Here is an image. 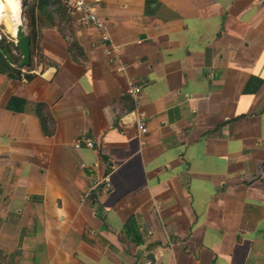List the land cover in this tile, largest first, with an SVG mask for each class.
<instances>
[{"label":"crops","instance_id":"obj_1","mask_svg":"<svg viewBox=\"0 0 264 264\" xmlns=\"http://www.w3.org/2000/svg\"><path fill=\"white\" fill-rule=\"evenodd\" d=\"M86 1L0 73V264H264V0Z\"/></svg>","mask_w":264,"mask_h":264},{"label":"trees","instance_id":"obj_2","mask_svg":"<svg viewBox=\"0 0 264 264\" xmlns=\"http://www.w3.org/2000/svg\"><path fill=\"white\" fill-rule=\"evenodd\" d=\"M24 2V16L27 19L28 37L30 40L31 60L28 67H20V55L18 49L15 47L12 40L7 39L8 35H2L0 38V73L6 76L21 80H29L34 73L31 72L43 60L40 54L39 47V33L42 26H60L58 19L61 21H68V12L64 6L63 0H23ZM51 9L48 8L52 5ZM38 14H37V13ZM37 14V16H36ZM57 16V17H56ZM44 19L43 23L41 19ZM42 22V23H40ZM62 30V29H59ZM61 32V31H60ZM62 37L66 40V45L71 57L75 60V56L80 54V48L74 38L67 40L65 34L61 32ZM19 101L21 106L24 104L23 99L12 98L8 104V108L12 107L11 103ZM35 114L38 118L40 128L45 135H51L54 131V124L47 106L44 103H37L35 105ZM126 233H129V228H135L134 219H130L126 225ZM141 243L139 239L135 240Z\"/></svg>","mask_w":264,"mask_h":264},{"label":"built area","instance_id":"obj_3","mask_svg":"<svg viewBox=\"0 0 264 264\" xmlns=\"http://www.w3.org/2000/svg\"><path fill=\"white\" fill-rule=\"evenodd\" d=\"M64 6L68 13L79 12L80 19L87 23L89 26L96 28L100 32V36L103 40H109L106 28L97 17L94 11V4L86 0H63ZM1 38V35H0ZM118 51L117 47H111L107 50V54L111 55L112 52ZM127 93H129L135 102L136 107L140 105V90L137 85H131L127 88ZM137 129L140 132L145 131V124L143 120H139L137 123ZM85 146L87 148L93 149L94 142L86 136H81L74 142V147L79 148L80 146ZM96 166V164H94ZM96 185H100V190L107 192L111 188V184L107 178H102Z\"/></svg>","mask_w":264,"mask_h":264},{"label":"water","instance_id":"obj_4","mask_svg":"<svg viewBox=\"0 0 264 264\" xmlns=\"http://www.w3.org/2000/svg\"><path fill=\"white\" fill-rule=\"evenodd\" d=\"M19 6L20 15L22 18L21 24L17 26V31L15 36H12V41L14 42L15 47L18 49L20 54L19 66L20 67H28L30 65L31 60V52H30V40L27 33L24 30V2L22 0ZM149 260H153L151 254L147 256Z\"/></svg>","mask_w":264,"mask_h":264},{"label":"bare ground","instance_id":"obj_5","mask_svg":"<svg viewBox=\"0 0 264 264\" xmlns=\"http://www.w3.org/2000/svg\"><path fill=\"white\" fill-rule=\"evenodd\" d=\"M20 4V0H3V5L6 9L3 13V16L6 19V28H8L10 32H12L13 36H15L16 34L17 26L22 22L19 10Z\"/></svg>","mask_w":264,"mask_h":264},{"label":"rangeland","instance_id":"obj_6","mask_svg":"<svg viewBox=\"0 0 264 264\" xmlns=\"http://www.w3.org/2000/svg\"><path fill=\"white\" fill-rule=\"evenodd\" d=\"M6 10V9H5ZM5 10H3L2 12H0V14H1V18H2V20H0V35L2 36V35H8L7 36V39H9V40H12L13 38H12V36H13V34H12V32H10V30L8 29V28H6V19H5V17L3 16V13L5 12ZM24 30H25V32L26 33H28V28H27V19L26 18H24ZM64 33L65 34H68V31L67 30H65L64 31ZM14 37V36H13ZM20 55V54H19ZM43 61V60H42ZM41 61V62H42Z\"/></svg>","mask_w":264,"mask_h":264}]
</instances>
